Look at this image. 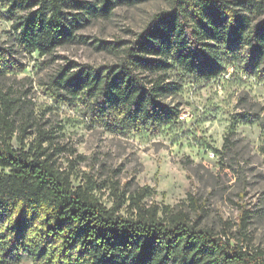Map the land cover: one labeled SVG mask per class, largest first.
I'll return each mask as SVG.
<instances>
[{
	"label": "trees",
	"instance_id": "1",
	"mask_svg": "<svg viewBox=\"0 0 264 264\" xmlns=\"http://www.w3.org/2000/svg\"><path fill=\"white\" fill-rule=\"evenodd\" d=\"M146 0H0L11 14L18 42L49 53L69 43L91 20L108 17L119 4ZM135 37L122 44L99 40L119 59L98 66H63L49 78L61 100L79 101L91 119L111 131L159 132L176 122L179 108L165 100L176 90L171 69L210 80L226 65L241 64L264 80V11L252 0H168ZM261 15V14H259ZM109 44V45H108ZM0 48V77L11 68ZM0 264L30 259L33 264H264V249H252L241 217L238 236L203 221L191 194L186 207L132 201L128 215L107 207L92 185H73L43 147L51 135L37 128L34 151L15 147L10 100L0 96ZM246 121L248 115L241 114ZM28 123L19 127L23 141ZM56 148V146H55ZM54 148V149H55ZM133 200V197H131Z\"/></svg>",
	"mask_w": 264,
	"mask_h": 264
},
{
	"label": "rangeland",
	"instance_id": "2",
	"mask_svg": "<svg viewBox=\"0 0 264 264\" xmlns=\"http://www.w3.org/2000/svg\"><path fill=\"white\" fill-rule=\"evenodd\" d=\"M252 1L264 5V0ZM168 3L119 4L108 17L91 20L72 41L49 53L18 42L13 24L24 11L11 14L0 3V48L11 60V68L0 77V96L10 100L16 127L10 141L33 152L37 128L46 130L51 142L42 146L53 151L55 165L70 175L72 184L92 185L99 201L124 215L135 210L136 200L191 209V194L203 208L206 225L237 237L246 211L248 245L264 249L262 78L237 63L227 64L224 73L210 80L171 69L167 80L175 81L177 88L165 100L178 106L179 118L156 133L111 131L92 120L84 104L61 100L49 87L50 76L63 66L74 70L81 64L117 62L118 52L98 47L99 40L126 44ZM251 16L259 19L264 11ZM26 123L21 142L19 127ZM9 264L33 263L26 258Z\"/></svg>",
	"mask_w": 264,
	"mask_h": 264
}]
</instances>
